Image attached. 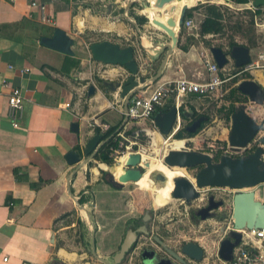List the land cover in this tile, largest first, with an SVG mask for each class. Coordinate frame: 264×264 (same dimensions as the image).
Segmentation results:
<instances>
[{
    "label": "crops",
    "instance_id": "obj_1",
    "mask_svg": "<svg viewBox=\"0 0 264 264\" xmlns=\"http://www.w3.org/2000/svg\"><path fill=\"white\" fill-rule=\"evenodd\" d=\"M192 1L194 3L190 4V8L197 1L206 4L202 0ZM34 3L37 5L33 6ZM135 3L139 7H133ZM145 4L144 0H0V264H72L66 255L76 254L63 247L58 248V243L71 230L77 231V224L80 228L89 229L90 246L91 241L94 243L95 227L91 219L90 224L85 220V208L78 207L79 192L86 185L88 188L97 184L95 182L102 173L97 168L90 169L89 165L81 167L67 162V155L71 151L79 153L81 162L88 158L85 144L97 131L103 135L104 142L108 143L111 138L107 137L108 133L91 128V122L97 120L110 125V131L122 132L127 144L135 142L131 138L140 136L144 129L151 132L152 136L159 135L154 129L159 130L157 126L150 122L126 121L122 89L115 91L112 86L106 85V82L115 85L120 78H127L129 74L125 68L96 62L91 53L81 54L83 45L88 48L105 40L120 44L124 48L132 46L143 74L138 77L144 76L146 80L154 78L168 54V50H165L156 59L155 45L171 44L172 40L164 31L151 25L149 19L143 26L138 24L134 15L147 18ZM216 5H225L235 11L247 13L249 24L241 21L239 26L242 24L240 27H249L244 29V39L238 41V45L250 49L251 60L264 52V16L255 17L254 25L250 23L253 20L252 14L256 11L251 8V2L237 5L228 0H219ZM153 14L155 18L166 19L151 11L152 16ZM57 28L66 31L75 40V56H67L41 45V39L52 37ZM193 30L198 32L192 33ZM177 32L178 44L168 57L161 78L155 83L146 84L143 90L135 94L150 91L149 87L153 90L157 85L181 78L196 82L208 78L205 62L201 58L205 47L198 41V36H201L200 25L192 30L182 26ZM86 34L91 36V40H97L87 43ZM184 48L188 50L185 51ZM229 60L221 74L225 77V73L229 71L233 73L236 81L245 66L235 74L238 68L233 60ZM247 76L251 79L244 78ZM227 80L220 90L224 89L231 78ZM246 80H253L264 89V69L243 73L242 78L229 86V94L225 100L235 107L229 116H217L214 119L219 132L213 127L204 128L213 118L208 113H202V107L205 106L203 101L207 97H185L181 108H184L186 120L182 118L180 131L185 129L190 133L187 128L199 118H206L201 130L193 134L195 136L186 138L195 141L199 138L198 134H205L212 137L213 141L222 143L219 147L221 150L226 149L229 146L231 117L240 106L235 101L236 98L232 99L233 92L238 89L239 94L235 95L237 100L242 97L249 101L239 91V84ZM15 87L21 88L24 96L18 127L13 126L9 113V95ZM91 87L95 88V93L90 92ZM250 104L254 113H250L247 107L248 114L264 125V105ZM173 106H176L174 97L165 101L156 114ZM74 123L78 124V132L73 130ZM184 123L186 125L182 128ZM135 127L139 130L134 131ZM263 133L261 132L262 135ZM162 136L169 140V136L161 133L160 137ZM170 140L172 143L183 142L186 146L184 140H177L175 136ZM254 142L251 144L252 148L259 145ZM136 146L140 148V153L141 147L138 144ZM102 165L107 166L102 163L100 168ZM116 168L122 170L121 167ZM109 170L108 167L107 171ZM102 171L105 170L102 168ZM118 172H114V175ZM89 173L92 175L90 178ZM71 176V192L75 198L69 192ZM115 178L117 179L116 176ZM258 187L252 190L256 192L257 199L264 202V194L263 198L259 197ZM86 197L92 201L90 195L87 194ZM106 198L107 196H103L101 199ZM76 213L77 219L85 220V223L77 220L71 225H62L66 218H75ZM98 225L101 230L97 232L96 238L100 243L99 252L104 255L105 244L111 237L119 239L122 227L118 226L117 232H113L104 227L107 226L106 220H100ZM82 240L81 244L86 245L85 236Z\"/></svg>",
    "mask_w": 264,
    "mask_h": 264
},
{
    "label": "water",
    "instance_id": "obj_2",
    "mask_svg": "<svg viewBox=\"0 0 264 264\" xmlns=\"http://www.w3.org/2000/svg\"><path fill=\"white\" fill-rule=\"evenodd\" d=\"M144 1H146V16L150 24L164 31L172 40L171 44L162 46L156 43L155 45V49L157 50L154 57L156 59L165 50H168V54L162 61L154 78L146 80L144 76L138 77L142 74V71L135 59V50L132 46L124 48L120 44L105 40L94 43L90 47L92 57L96 62L124 67L129 74L127 78L121 76L123 78H120L121 80L115 85L106 82V85L112 86L115 91L120 88L122 89L121 97L125 100L126 113L135 93L143 90L146 84L155 83L161 78L167 65L168 57L173 53L178 44L177 31L183 26L187 12L190 9L188 5L179 9L174 4L176 0ZM250 2L256 8H264V0H250ZM151 11L157 13V16L166 18V21L155 18V14L152 16ZM134 24L137 26L136 23ZM41 45L67 56H75L73 51L75 40L60 28L55 30L52 37H43L41 39ZM210 52L221 69L229 63V59L234 61L237 68L247 66L251 62L250 49L242 45L233 47L229 52H225L221 48L212 47ZM95 91V88L91 87L90 92L95 93ZM239 91L249 98L250 103L264 105V89L255 81L246 80L241 82L239 84ZM182 115L186 116V113L178 110L176 106L172 108L166 107L163 111L155 115V124L163 135L169 136L170 140L175 136V129L181 124ZM231 119L232 126L228 143L235 151L247 149L255 141L256 137L261 132H264L262 124L248 114L245 104H241L235 110ZM205 120V117H201L187 129L190 133L196 134L201 130L202 123ZM126 121H129L128 117H126ZM73 130L78 132V124H73ZM103 138V135L97 131L85 144V154L88 155V158L81 162L79 153L71 151L67 155V162L70 165L78 164L83 167L96 161L97 154L106 145ZM184 141L188 143L191 140L185 139ZM142 164V156L139 153L131 154L125 165L124 173L119 179H116L115 175L111 174L110 182L115 184L139 182L145 175ZM163 165L168 169H196L201 167L193 181L184 176L174 179L173 198L183 200L187 204H192L193 201L198 200L200 191L206 188L253 189L264 184V133L261 137L260 145L257 146L254 152L246 156L232 157L223 155L218 161H215L212 155L200 151L185 148L179 150L171 149L164 156ZM145 166L148 167V164H145ZM71 179L72 176L69 180V192L75 198L71 192ZM158 179L167 181L166 176L161 172L158 173ZM214 199V196L210 197L209 201L211 204L214 203ZM221 205H223V202H219L214 206L210 205L199 211L198 215L202 214V219L206 220L210 216H207L209 214L205 213H209ZM78 207L83 209L79 203ZM232 220V228H230L227 238L221 242L218 250L219 258L225 263H231L233 261L234 251L240 246L243 240L242 231L264 229V202L257 199L255 191L238 192L233 196ZM131 244L132 242L127 239L122 246L121 252L118 254V258L122 257L129 250ZM181 253L197 262L202 261L204 258L203 248L195 242L186 243L182 247ZM173 255L179 260H182L178 254L173 253Z\"/></svg>",
    "mask_w": 264,
    "mask_h": 264
},
{
    "label": "rangeland",
    "instance_id": "obj_3",
    "mask_svg": "<svg viewBox=\"0 0 264 264\" xmlns=\"http://www.w3.org/2000/svg\"><path fill=\"white\" fill-rule=\"evenodd\" d=\"M192 1V0H191ZM207 3L209 1L210 4H217L219 0H202ZM203 2H196L193 7L198 6L199 4H202ZM192 7V8H193ZM228 10L225 12V18L226 21L224 22V28L222 32L216 36H206L201 37L198 36L199 43H202V47H205V50H203V53L201 54V58L205 60V56L210 53V49L212 47H221L225 52L230 51L229 43L232 41L237 40L241 41L244 36V32L249 26H239V22L246 21L249 24V15L244 12H238L235 11V9H230L227 6ZM204 9L200 7L199 10L195 11L193 14L192 19L194 20L195 24L198 26L204 19L203 16ZM235 12H238L236 14ZM118 19V18H116ZM120 19H124V17H120ZM244 22V24H247ZM237 24V25H236ZM131 24H129L130 26ZM240 27V28H237ZM242 29V30H241ZM245 29V30H244ZM197 30H193L192 33H197ZM236 35L238 39H236ZM85 39L87 40V43L94 42L97 39H92L89 34L85 35ZM211 45V46H209ZM83 51L81 52L82 55L86 54L89 55L91 53L90 46H82ZM211 54V53H210ZM203 63V62H202ZM227 78H231L229 83L224 87L223 90H219L218 93H215L212 98H206L204 99L203 103H205V106L202 107V113H208L213 118L210 119L208 124L204 126L205 129H208L210 127H213L216 132H219V127L216 126L214 123V119L217 116H223V115H230L232 109H234L235 106L228 104V102L225 100L226 96L229 94L227 90L229 89V86H231L232 82L234 83L235 80L233 79V73L227 72L225 73ZM232 75V76H231ZM243 74H240L237 78H242ZM236 78V79H237ZM238 104H245L247 107H249V112L254 113V111L251 109L250 102L248 99L245 98H239L237 100ZM204 108L206 110H204ZM186 124L184 123L182 128H184ZM151 127V126H150ZM153 129V128H152ZM155 131L159 135H151L148 136L146 133L142 132L140 133V136L133 139V141L137 142L138 145L141 147L142 154V167L145 171V175L143 179L138 183H131L127 186L130 192L134 194V197H140L139 194H142L143 197H145L146 206L150 209L154 210V213H162V214H168L170 212L169 206H167L171 202V192L174 188V179L177 177H186L190 180H194L197 172L199 171V168L196 169H180V168H173L168 169L163 165V158L167 154V152L171 149H188V150H194V151H200L203 153L210 154L212 156H215L216 153H214L215 150L220 149L219 147L221 144L219 142L213 141L212 137H207L205 134H198V139L190 141L189 143L183 142H173L172 140H167L168 138H165L166 136H161V133L159 130L154 128ZM202 133V132H200ZM185 137H188V133L184 134ZM188 138H184L182 140H185ZM126 142V141H125ZM128 143V142H126ZM140 148L138 146L134 147V151H139ZM213 150V151H212ZM100 163L97 159L94 162H91L89 164V168H97L101 171L102 176L98 178V181L95 183H104L108 181L109 179L104 176L105 171H102V168H100ZM145 164H148V167L150 164L154 165L155 167L153 169L146 168ZM107 165V164H106ZM110 170L106 171V173H112L114 174L116 167H121V164L118 162H114L112 166L107 165ZM126 168V167H125ZM123 168L120 172L116 173L115 176L118 177L124 173ZM163 173L166 178L167 182L164 184L161 181L155 180L154 176L157 173ZM88 177H92V175L89 173ZM95 177V176H94ZM96 178V177H95ZM108 179V180H107ZM258 187V186H257ZM252 189H243V190H234V189H223L221 192H219L217 195L222 196L223 200L225 201V207L222 208V210L226 214V219L224 220H217V219H211L205 222H195L190 220V213L194 210H197L199 207L204 204L208 199V194L215 192L211 191L209 189L202 190V195L199 200L193 201L191 205H188L184 203L181 200H176L173 198V245H176L177 248H180L183 244L189 243V242H196L199 241L206 250V258L205 260L200 264H223L222 260L219 258L218 250L220 247L221 242L228 234L230 228H232L233 220L231 218L233 207H232V200L233 196L238 192H248ZM257 191L259 192V197L263 198L264 194V184L260 185L257 188ZM103 197V196H102ZM131 198V195L129 196ZM167 206V207H166ZM161 208V209H157ZM65 222L62 223V225H71L74 221H80L77 219V213L75 215V218H66ZM85 223V222H84ZM77 231L71 230V232H68L65 236V239H60L58 243V248L63 247L68 252L73 253H82L81 248L85 247L81 244L83 241V237L85 236L87 239L86 245H88L90 250V240H91V232L87 228H80L77 224L76 228ZM85 230V231H84ZM87 249V248H86ZM70 262L72 264H93L94 260L90 256V258L84 260L85 255H81L79 257L76 255H66Z\"/></svg>",
    "mask_w": 264,
    "mask_h": 264
},
{
    "label": "flooded vegetation",
    "instance_id": "obj_4",
    "mask_svg": "<svg viewBox=\"0 0 264 264\" xmlns=\"http://www.w3.org/2000/svg\"><path fill=\"white\" fill-rule=\"evenodd\" d=\"M103 173L104 176L109 179H107L108 181L97 183L88 188V185H86L85 188L79 192V204L86 210V215L83 216L87 222L91 219L95 227V240L94 243L91 241L90 250L88 246L84 245L85 247L81 248L82 253H75L77 256L85 255L84 260L91 256L94 260L93 264H200L205 260L206 250L199 241L195 243L199 244L204 250V258L199 262L181 253L182 247L186 243L180 248L173 245V190L171 192V202L167 205H170L168 207L170 212L166 215L160 212L154 213L153 209L146 206L145 197H143L142 194H139L140 197L135 198L134 194L129 191L127 186L132 182L115 184L110 182L111 174L106 172ZM154 178L155 180L161 181V179H158V173ZM161 182L166 184L167 181ZM223 189L224 188L218 187L210 188L211 191L215 192L209 193L207 201L197 210L190 213V220L199 223L211 219H226V214L222 210V208L225 207V201L222 196L217 195ZM87 194L91 196L90 199L92 201L88 200L89 198L86 197ZM130 195L131 198L129 197ZM201 195L202 190L200 191L199 199ZM102 196H107L106 200H102ZM211 196L215 197L213 204L209 201ZM219 202H223V205L219 206L217 209L211 210L209 213H205L209 214L207 216H210L206 220L202 219V214L198 215V212L202 209L210 205L214 206ZM100 220H106L107 226L104 227L113 232H117L118 226L122 227L121 237L119 239L111 237L107 244H105L106 254L104 255L99 252L100 243L96 238L97 232L101 230V228H99L100 225H98ZM227 236L228 234L225 238H227ZM127 239L130 240L132 244L129 250L122 257L118 258V254L121 252L122 246ZM173 253L178 254L182 260L176 258Z\"/></svg>",
    "mask_w": 264,
    "mask_h": 264
},
{
    "label": "built area",
    "instance_id": "obj_5",
    "mask_svg": "<svg viewBox=\"0 0 264 264\" xmlns=\"http://www.w3.org/2000/svg\"><path fill=\"white\" fill-rule=\"evenodd\" d=\"M11 1L15 2L16 0ZM36 5V3L33 4V6ZM251 8L253 10L257 9L253 3H251ZM183 26L188 30H192L197 25L193 19H186ZM204 62L208 72V78L204 81L196 82L187 78H181L173 82L157 85L153 90L149 87L150 91L145 90L143 93L135 94L131 99L128 112L126 113L129 120L136 123L150 122L156 126L154 120L156 111L165 101L174 97L176 99V106L178 110H180L181 106L184 104L183 99L187 96L195 95L202 98H208L217 93L228 82V80L221 74L223 70L213 60L211 54L205 56ZM261 69H264V52L257 54L256 57L251 60L250 64L245 66L240 74ZM26 71L28 72L30 70ZM23 102L24 96L22 89L19 87L13 88L9 95V113L13 120V126L15 127L19 126L18 119L23 112ZM90 127L93 129H99L104 134L108 133L111 129L110 125L98 122L97 120L91 122ZM180 128L181 124L175 129L176 133L180 131ZM143 131L146 135L151 136V132L148 130L144 129ZM112 137H114L115 145H117L112 147L113 154L111 157L114 159V162L119 163V159L122 156L128 155L129 158L131 154L139 153V151H134V147L138 143L129 142V144H127V140L124 138L125 136L122 132H118L117 135H113L111 138ZM261 137L262 134L257 136L254 143L260 145ZM251 146L252 145L247 149H241L239 151H235L230 146H227V148L224 149L225 152H223L222 156H243L248 149H252ZM242 234L243 240L240 246L234 251L233 261L225 264H264V229L245 230L242 231Z\"/></svg>",
    "mask_w": 264,
    "mask_h": 264
},
{
    "label": "trees",
    "instance_id": "obj_6",
    "mask_svg": "<svg viewBox=\"0 0 264 264\" xmlns=\"http://www.w3.org/2000/svg\"><path fill=\"white\" fill-rule=\"evenodd\" d=\"M231 1L232 3H235L237 5H245V4H249L250 0H228ZM192 4L194 3V1H191ZM138 6L139 5L137 3L133 4V7ZM201 8L204 9L203 11V16L204 19L202 20L201 24H200V35L202 37L208 36V35H218L222 32L223 28H224V22L226 21V16H225V12L228 10L227 8L220 6V5H216V4H210V3H206V4H199L196 7L190 8V10L187 12V16L186 18H192L193 17V13L197 10H199ZM258 16H264V10H262V8H257L255 12H253L252 14V23L253 25L255 24V17ZM136 21L138 22V24L140 26L145 25L148 22V18H146L145 16H138V15H134ZM242 24H240L241 26ZM211 46V45H209ZM229 48L232 49L235 46H238V43L235 41H232L229 43ZM221 48V47H219ZM185 51H187V48H184ZM76 63V62H75ZM243 68H238V71L235 73L237 74L239 71H241ZM246 79H251L249 76L244 77ZM238 79L235 81L237 82ZM236 94L238 93V89H236L233 92V98L235 101H237V97H235ZM181 112H184V108H181ZM183 120H186V116L182 115ZM262 129H264V125H262ZM139 130L138 128H134V131ZM185 133H187V131L185 129H182L181 131H179L176 135H175V139L177 140H182L185 137ZM117 135V132L115 130H111L108 132L107 137H111L112 135ZM195 135L188 133V137H193ZM220 143V142H219ZM222 144V143H220ZM224 146H227L226 142H223ZM113 146H117L115 145V140L114 137L110 138L108 143L100 150V152L97 155V160L100 163H104L107 164L109 166H112L114 164V159L111 157L113 154V150L112 147ZM225 148V147H224ZM257 147L252 148L251 150H248L243 156L248 155L249 153H252L255 151ZM224 150L219 149L217 152H215V161H218L219 158L222 156ZM237 157H242V156H237ZM155 166L150 164L149 167L147 168H151L153 169ZM201 169V167L199 168V170ZM120 171V169L116 168L115 172Z\"/></svg>",
    "mask_w": 264,
    "mask_h": 264
},
{
    "label": "bare ground",
    "instance_id": "obj_7",
    "mask_svg": "<svg viewBox=\"0 0 264 264\" xmlns=\"http://www.w3.org/2000/svg\"><path fill=\"white\" fill-rule=\"evenodd\" d=\"M174 4L175 5H177V7L179 8V9H181L183 6H185V5H188V6H190L191 7V5L190 4H192V2H191V0H176L175 2H174ZM163 20H165L166 21V19H163ZM140 154V153H139ZM141 156H142V154H140ZM127 160H128V155H125V156H122L120 159H119V163L121 164V169H123V166H125L126 165V163H127ZM143 163V162H142ZM104 170H108V167L107 166H101ZM120 172V171H119ZM122 175V174H121ZM120 175V176H121ZM119 176V177H120ZM119 177H118V179H119ZM143 179V178H142ZM141 179V180H142ZM140 180V181H141ZM139 181V182H140ZM138 183V182H137Z\"/></svg>",
    "mask_w": 264,
    "mask_h": 264
}]
</instances>
